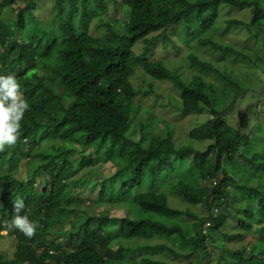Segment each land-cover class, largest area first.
<instances>
[{
    "label": "trees",
    "instance_id": "16d2710c",
    "mask_svg": "<svg viewBox=\"0 0 264 264\" xmlns=\"http://www.w3.org/2000/svg\"><path fill=\"white\" fill-rule=\"evenodd\" d=\"M39 1L0 2L2 9L16 13L13 23L0 19V75L15 76L21 99L29 105L15 143L0 150V239L6 231L17 248L11 259L0 255V264H168L154 261L152 255L137 258L150 248L130 247V242L176 235L192 250L177 254L166 244L152 250L184 256L186 264H264V159L244 152L250 145L245 130L258 103L247 108L249 115L234 128L221 116L216 86L201 74H219L213 62L190 54L187 63L197 73L184 79L161 58L181 57L196 41L235 52L208 35L220 26L240 27L252 37L260 35L259 69L264 73V0H121L128 15L123 31L115 32L108 24L100 38L90 27L109 12L108 0H51L56 17L46 22L37 14ZM227 7L250 9L251 20L221 23V11ZM158 82L176 86L183 114L213 115L209 128L194 130L202 142L211 141L205 150H195L206 189L166 186L175 178L169 155L183 157L193 149L177 148L174 132L162 142L130 133L142 110L136 99L150 95ZM256 95L263 100L264 88ZM71 145L75 148L69 150ZM67 154L80 158L67 159ZM101 164L113 173L92 170ZM23 167L32 170L25 180L19 178ZM76 173L81 174L73 177ZM86 191L96 196H86ZM172 194L190 205L202 204L208 215L173 208ZM15 197L25 201L21 215L38 224L31 238L7 227ZM128 197L141 216L111 217L99 211L115 198ZM179 214L194 219L193 237L187 239L182 227L158 220ZM254 235L248 247L231 249ZM116 238L124 242L119 256L113 251Z\"/></svg>",
    "mask_w": 264,
    "mask_h": 264
},
{
    "label": "rangeland",
    "instance_id": "374dc122",
    "mask_svg": "<svg viewBox=\"0 0 264 264\" xmlns=\"http://www.w3.org/2000/svg\"><path fill=\"white\" fill-rule=\"evenodd\" d=\"M108 2L110 6L109 12L103 16V19H94L91 23L90 32L96 38L106 35L108 31V24H113V31L115 32L123 31V23L128 19V15L123 11L121 0H108ZM53 5L54 3H52L51 0L39 1V11H37V14L39 16L41 15L40 17L43 16L44 22H46L47 18L52 21L56 17V11ZM23 6L24 2H21V7L24 8ZM15 15L16 13L12 11V8L7 7L2 9L0 7V19L6 23H13L16 17ZM251 17V11L248 8L240 9L227 7L221 11L222 22H220L223 23V20L229 19L249 22ZM97 26L102 27L98 29ZM260 30L264 33V24L261 26ZM208 36L211 37L215 43L223 47L232 48L235 52L228 53L225 51H217L210 47L200 46V44L196 41L193 42L190 49H184L181 53V57L174 58V55L169 57L171 59L167 56H165V58L164 56H161V58L165 61V66L168 69L177 71L184 79H191L193 74L197 73L194 67L187 63V61H189L187 57L190 54L194 53L203 59L213 62L219 69L220 73L218 74L217 70V72L211 73L208 71L201 74L205 78L206 82L216 86L218 92L217 94L220 98V100H218V106L220 108L221 116L225 122H228V124L234 128L238 127L242 120L249 115L247 114V108L254 103H258L256 114L254 116L250 115L249 118L251 120L249 121V125H251H248L245 130L246 134L250 137V145L244 149V152L249 157H252L254 154H261L259 160L264 159V99L259 100L260 96L256 95V91L264 88V73L259 69L261 66L259 58L263 56L262 53L258 51L260 44L257 43L258 39H260V35L252 37L245 28H228L226 26L222 28L220 26L219 31L211 32ZM138 46H136V49ZM235 53H238L239 55H236ZM224 87L226 89H224ZM154 90L155 91H153L150 95H140L136 99L137 104L141 106L142 110L135 116L133 124L130 128V133L137 139H140L143 135H145L148 139L157 138L162 142L164 139L168 138V133L174 132L177 148H179V146L189 145L193 149L186 153L183 157H178L174 153L169 155V158L173 162V166L175 168V178L169 181L166 186H173L175 188L183 187L195 190L206 189L207 184L201 180L199 176L200 163L195 158V150H205L211 141L206 139L205 142H202V140L194 136V130L199 127L209 128L208 121L213 119V115L209 114L207 111H200L198 114H183L180 109V104H177L176 102H181L179 100V91L172 82H158ZM228 90L235 91L236 94L234 95L231 92L228 93ZM161 93L163 95L159 97L160 99L157 98L156 94ZM256 100L258 102H256ZM142 125L144 126L143 129L141 128ZM169 127L170 129H168ZM72 148H75V146L71 145L68 149L71 150ZM73 157L77 160L80 158V155L77 154L76 156H72L67 154V159H72ZM239 167L241 169H247V167ZM92 170H100L99 172L101 175H110L113 173V170H109L106 164H101L97 166V169ZM31 171L32 170L28 167H23L19 178L21 180H25L28 173ZM80 174L81 173H76L73 177L79 176ZM89 177H92V174L89 175ZM220 182V180L215 181V184ZM162 189L165 190L164 188ZM167 192L169 193V191ZM86 193V196L89 197L94 198L96 196V194L88 191H86ZM169 197L170 204L173 208L182 212L189 211L198 217L208 215V210H206L202 204L198 206L190 205L184 202L181 197L174 194ZM99 211L108 213L111 217H125L131 215L137 218L138 216H141L134 206L133 199L130 197L126 199L115 198L111 200L109 204L99 206ZM158 220L168 226L182 227L185 230L184 237L187 239L195 235V221L187 215L179 214L166 219L160 218ZM3 234L4 238L0 239V255L7 259H11L17 249L16 241L14 238L6 235V232ZM254 238H256L255 235L251 237L247 236L244 241L235 242L231 245V249L241 250L246 246L248 247L247 242H252ZM116 239L113 251L117 256H119L118 249H120L121 242L123 241L121 238ZM164 244H166L167 247L172 248L177 254L188 252L193 248L184 241L183 237L177 235L170 238L152 236L147 241H132L130 242V247L150 248L149 250L138 252L137 258L141 255H152L154 261H161L168 264L187 263V259H185L184 256L174 255L167 250H152V248Z\"/></svg>",
    "mask_w": 264,
    "mask_h": 264
},
{
    "label": "clouds",
    "instance_id": "9594fccd",
    "mask_svg": "<svg viewBox=\"0 0 264 264\" xmlns=\"http://www.w3.org/2000/svg\"><path fill=\"white\" fill-rule=\"evenodd\" d=\"M21 95V86L14 75H0V150L14 144L17 139L21 121L29 107L28 103L21 99ZM12 204L13 216L7 222V227L10 230H19L26 237L31 238L38 224L28 215H21L26 207L22 198H13Z\"/></svg>",
    "mask_w": 264,
    "mask_h": 264
}]
</instances>
